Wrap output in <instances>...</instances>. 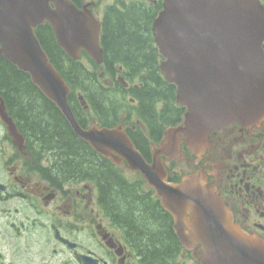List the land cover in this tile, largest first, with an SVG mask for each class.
<instances>
[{"label":"water","instance_id":"95a60500","mask_svg":"<svg viewBox=\"0 0 264 264\" xmlns=\"http://www.w3.org/2000/svg\"><path fill=\"white\" fill-rule=\"evenodd\" d=\"M88 6L79 9L71 0H0V56L29 75L75 135L96 153L115 164L125 161L143 176L173 216L181 244L186 249L199 246L202 264H264L262 241L233 223L205 177L193 173L169 184L160 160L165 156L168 165L179 158L180 141L200 154L209 145V133L235 123L248 130L264 122V6L259 0L163 1L152 26L164 59L159 68L175 86L176 103L185 113L183 124L164 132L151 164L120 127L85 130L78 124L67 103L69 88L34 33L48 23L57 45L70 59L77 60L85 51L99 64L103 59L101 23ZM0 119L20 147L22 137L1 98ZM81 258L83 264H97L90 256Z\"/></svg>","mask_w":264,"mask_h":264},{"label":"trees","instance_id":"16d2710c","mask_svg":"<svg viewBox=\"0 0 264 264\" xmlns=\"http://www.w3.org/2000/svg\"><path fill=\"white\" fill-rule=\"evenodd\" d=\"M72 1L79 6L83 0ZM261 1L264 5V0ZM159 8L160 4L146 8L141 3H126L124 0H117L105 8L103 78L99 66L85 55L83 61L69 60L57 46L47 24L35 30L43 50L71 89L68 102L82 126L87 118H95L100 125L107 127L118 121L120 110L125 108L121 90L117 85H107L106 81H113L119 66L121 75L128 82L143 81L141 88L132 94L138 101L133 110L140 122L154 129V121L160 117V127L179 121L182 110L174 107L172 87L168 88L163 82L158 70V55L151 45L150 27ZM77 94L84 97L88 105L86 111L81 108ZM0 96L34 157L52 160L49 166L54 168L53 179L57 184L94 182L102 208L106 211L107 206L110 207L123 220L130 237L134 241L135 238L143 241V245L135 247L141 251L142 259L148 264H174L177 247L172 230L162 217L154 215L152 211L156 207L146 197L127 194L130 186L140 185V182L126 183L119 171L73 134L58 109L31 83L29 76L1 56ZM158 102L163 103L161 111L157 108ZM167 116L172 120L168 121ZM135 144L145 156L147 150L144 146Z\"/></svg>","mask_w":264,"mask_h":264},{"label":"flooded vegetation","instance_id":"af4514ba","mask_svg":"<svg viewBox=\"0 0 264 264\" xmlns=\"http://www.w3.org/2000/svg\"><path fill=\"white\" fill-rule=\"evenodd\" d=\"M147 1L155 4L160 0ZM141 83L143 84V81L137 79L121 87V90L127 94L128 105L133 109L136 108L138 101L132 94L133 91L141 88ZM170 92L173 95V88H170ZM162 106V102L157 103L160 111ZM134 114L131 110L129 112L125 110L120 122L133 143L137 142L144 146L147 150L144 157L147 162H150L152 149L158 145L163 137L164 129L170 125L160 127V117L154 121L155 128L151 129L145 122L141 124L135 119ZM167 120L171 121L172 118L167 116ZM149 136L153 140L149 139ZM23 141V145L20 148L17 147L0 121V221L7 230H16V218L12 217L17 213L20 214V210L15 207L18 201L25 210L22 221L18 223L19 227H24L28 222L30 227L37 225L43 227L50 217L52 223L50 229L53 231L54 238L63 247L68 248L64 240L71 241L70 237L60 234L63 240L56 235L57 231L59 233L60 231L68 233L74 230L83 231L103 246V241L111 244L114 249L104 247L111 256L110 264H117L119 257L115 256L114 251L119 247L123 248L120 264H148L144 258L142 259L141 251L136 249L134 254L129 247L143 245V241L137 238L134 241V238L130 237L123 220L114 214L110 207L107 206L106 211L100 209L102 200L94 182L69 181L57 184L53 179L54 168L49 166L52 160L31 158L34 154L33 150H30L25 138ZM209 142V147L199 156L189 153L184 143H180V151L185 150L182 160L194 165V171L205 176L207 185L215 190L230 211L234 224L248 235L260 239L264 244V122L259 127L255 126L248 130L241 129L237 124L223 127L209 134ZM172 163L173 161L169 166ZM174 173L176 172H171L170 178ZM123 177L126 183H133L131 181L135 180L124 175ZM135 177L140 178L137 173ZM130 188L127 189L128 195L133 194L137 198L152 197V193L145 184L140 183ZM104 201L107 204V200L104 199ZM155 207V211H152L154 215L162 217L173 232L172 218L159 207L157 201H155ZM49 209L52 212L49 213ZM31 214L35 215V218L31 219ZM60 217L66 221L64 222ZM38 219L40 221L37 222ZM172 234L175 237L174 233ZM175 240L177 251L173 255L174 264L202 263L199 247L185 250L179 245L178 239ZM82 253L90 252H81L79 245L70 250L76 264H81ZM98 260L99 263H105L100 258Z\"/></svg>","mask_w":264,"mask_h":264},{"label":"rangeland","instance_id":"374dc122","mask_svg":"<svg viewBox=\"0 0 264 264\" xmlns=\"http://www.w3.org/2000/svg\"><path fill=\"white\" fill-rule=\"evenodd\" d=\"M111 1L99 0L98 2L100 7H103ZM99 12V9L95 12L98 17H100ZM174 170L178 174H184L194 171V165L187 164L184 161H176ZM122 172L127 178H135V174L125 168H122ZM15 207L20 210V214L17 213L12 217L16 218L15 231L7 230L6 226L0 221V264H76L70 251L62 247L54 238L50 229V224H52L50 217L43 227L40 225L30 227V222L24 223V227H19L18 223L22 221L21 218L24 216L23 212L25 210L18 201L15 203ZM50 212H52L51 209H49ZM32 218H35V215L31 214ZM53 219L56 221L54 216ZM60 219L66 221L61 217ZM36 221L38 222L40 219ZM7 234L9 235L5 237ZM61 234L69 236L71 241L78 244L81 252L89 251L95 257L110 264L111 256L104 246L99 244L95 238H91L86 232L74 230L68 233L61 231Z\"/></svg>","mask_w":264,"mask_h":264}]
</instances>
